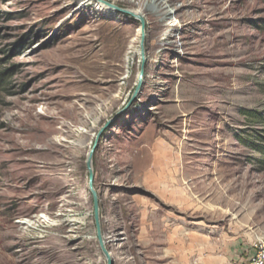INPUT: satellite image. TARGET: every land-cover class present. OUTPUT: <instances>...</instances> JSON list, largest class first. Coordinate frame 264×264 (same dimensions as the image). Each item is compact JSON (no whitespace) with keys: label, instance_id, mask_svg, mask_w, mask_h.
Returning a JSON list of instances; mask_svg holds the SVG:
<instances>
[{"label":"rangeland","instance_id":"374dc122","mask_svg":"<svg viewBox=\"0 0 264 264\" xmlns=\"http://www.w3.org/2000/svg\"><path fill=\"white\" fill-rule=\"evenodd\" d=\"M102 1L144 17L136 95L135 18L0 0V264H107L99 135L112 264H246L264 170L236 136L264 128L241 114L264 111V0Z\"/></svg>","mask_w":264,"mask_h":264},{"label":"water","instance_id":"95a60500","mask_svg":"<svg viewBox=\"0 0 264 264\" xmlns=\"http://www.w3.org/2000/svg\"><path fill=\"white\" fill-rule=\"evenodd\" d=\"M99 3H102L112 9H115L116 11H119L123 14L132 16L133 18H135L137 21H139L140 23V32H141V43H140V57H141V69L138 75V80H137V85H136V89H135V95L140 91L142 85H143V76H144V70H145V65H146V60H145V52H144V42H145V34H144V30H145V21H144V17L142 15L135 14L131 11H125V10H120L117 9L115 7H113L112 5H110L109 3H106L102 0H96ZM113 124V121H110L105 128H110ZM101 134V133H100ZM100 136V135H99ZM98 136V138H99ZM98 138L92 148V150L90 151L89 155H88V159H87V163H86V169H87V173H88V188L89 191L91 193L92 196V201H93V214H94V222H95V226H96V232H97V239H98V243L99 246L101 248V251L106 259L107 264H112V259L110 257V255L108 254V252L105 250L104 246H103V242H102V238H101V233H100V226H99V210H98V198L96 196L95 191L93 190L92 187V180H93V175H92V170H91V165H92V157L94 154V151L96 150L97 144H98Z\"/></svg>","mask_w":264,"mask_h":264},{"label":"trees","instance_id":"16d2710c","mask_svg":"<svg viewBox=\"0 0 264 264\" xmlns=\"http://www.w3.org/2000/svg\"><path fill=\"white\" fill-rule=\"evenodd\" d=\"M3 74H0V77ZM241 114L250 123L264 124V111L242 110ZM244 134V135H243ZM236 139L246 148L256 154L253 159L262 170H264V128L262 129H248L242 131L236 136Z\"/></svg>","mask_w":264,"mask_h":264},{"label":"built area","instance_id":"2783aa9c","mask_svg":"<svg viewBox=\"0 0 264 264\" xmlns=\"http://www.w3.org/2000/svg\"><path fill=\"white\" fill-rule=\"evenodd\" d=\"M246 264H264V236L256 238L250 244Z\"/></svg>","mask_w":264,"mask_h":264},{"label":"crops","instance_id":"0c3cea01","mask_svg":"<svg viewBox=\"0 0 264 264\" xmlns=\"http://www.w3.org/2000/svg\"><path fill=\"white\" fill-rule=\"evenodd\" d=\"M238 251H240V253H246V260L245 261H247V258H248V255H249V248L248 249H245V250H238Z\"/></svg>","mask_w":264,"mask_h":264},{"label":"bare ground","instance_id":"6f19581e","mask_svg":"<svg viewBox=\"0 0 264 264\" xmlns=\"http://www.w3.org/2000/svg\"><path fill=\"white\" fill-rule=\"evenodd\" d=\"M104 9H108L107 7H106V5H101ZM149 9H153L154 7H153V5H150L149 7H148ZM135 14H138V13H135ZM137 32H139V31H137Z\"/></svg>","mask_w":264,"mask_h":264}]
</instances>
